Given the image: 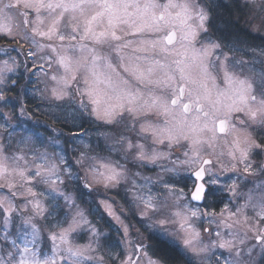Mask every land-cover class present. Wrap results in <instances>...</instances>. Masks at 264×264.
Wrapping results in <instances>:
<instances>
[{
	"label": "clouds",
	"instance_id": "1",
	"mask_svg": "<svg viewBox=\"0 0 264 264\" xmlns=\"http://www.w3.org/2000/svg\"><path fill=\"white\" fill-rule=\"evenodd\" d=\"M185 3L196 31L193 39L181 42L190 50L186 71L194 81L187 82L183 98L193 101L187 114L170 105L173 88L155 87L124 70L108 71L97 81L76 50L66 70L57 54L69 49L59 45L55 51L47 45L52 54L41 59L48 70L39 75L35 91L28 90L27 103V57L23 64L16 56L0 61L25 69L19 107L0 108V189L7 190L0 201L35 232H49L45 213L65 207L56 197L44 203L43 192L36 191L42 186L61 193L76 214L107 211L123 231L129 252L146 246L159 255L158 244L149 240L154 236L177 249L168 264H264V0L232 4L251 35L238 27L222 31L215 22L209 25L211 0ZM201 15L206 17L202 26ZM205 49L206 57L191 58V50ZM171 69L183 82L174 63ZM15 82L0 75V101ZM197 97L202 112L195 110ZM220 120L226 122L223 132ZM201 168L204 193L197 200L193 173ZM113 192L123 199L110 204ZM37 195L41 203L33 209ZM14 198L25 202L16 204ZM66 247L59 255L64 260ZM24 249L15 241L12 247L0 243V264L36 259L38 249ZM94 251L85 249L83 261L92 260L86 252ZM97 258L98 264L124 262ZM149 258L141 252L138 264H148Z\"/></svg>",
	"mask_w": 264,
	"mask_h": 264
},
{
	"label": "snow or ice",
	"instance_id": "2",
	"mask_svg": "<svg viewBox=\"0 0 264 264\" xmlns=\"http://www.w3.org/2000/svg\"><path fill=\"white\" fill-rule=\"evenodd\" d=\"M21 4L24 8L34 9L37 13H40L41 9H48L50 14L54 12L57 13L53 16L47 31H39L38 28H33L32 31L38 32L39 35L48 37L49 39L55 37L60 42L59 46L61 48L72 50L79 49V51L84 54L82 55V61L88 62L85 65L87 70L97 81L104 80L106 72L116 69V65L112 63L111 57L107 54H102L97 46H102L110 41H122L123 37L119 35L117 31L119 25L125 24L132 29L131 33H125V35H135L143 33L146 30L161 31L162 27H167L168 31L166 34L155 40L140 39L135 50L138 52H147L159 48L163 53H169L171 50L172 54L176 57L172 63L176 65V69L180 73V79L183 82H177L176 76L169 64H163L157 60H149L146 56L127 57L123 49L132 45L134 41L128 40L123 41V43H116L112 51L117 54L119 61L124 62L127 60L126 63H123L124 71L133 75L137 80L173 88L174 94L169 101L172 107L179 105L185 114L193 110V101H184L183 99L186 91H188L187 82L191 81L194 83L190 73L186 71L188 66L186 62L189 59L190 50L188 48H183L181 50H174L171 48L176 38L175 27L173 26L174 21H179L183 30L182 38L184 40H191L196 35L195 28L188 23V21L191 20V9L186 3L177 4L174 0H169L167 4L160 6L156 4L154 0H144L142 5L138 0H15L14 3L13 0H8L7 3L0 4V20L10 19L9 12L18 9ZM161 7L163 10L157 13L156 10ZM130 8L133 9V11H129ZM169 9H179V11L173 16ZM57 10L59 11L57 12ZM65 14L68 15V23L65 27L70 28L67 36L60 30V24L64 20ZM37 18L39 19V16ZM205 19V16H200L201 26ZM0 31H7L9 35L12 34L11 29L8 28L6 24H0ZM65 41H67V43H65ZM86 42H91L92 46L90 47ZM50 47L55 51V46L50 45ZM208 54V49H205L203 52L191 50V58L193 60L202 59ZM29 55H31V52H29ZM57 60L66 70H71L72 59L69 55L57 54ZM141 61L144 63L142 64ZM145 64L148 66L145 67ZM5 67H7L6 62ZM157 71L163 73V75L153 80L152 77ZM231 82L229 78V83ZM129 96L131 99H135L131 93H129ZM156 99L157 98H154V101ZM240 99L245 100L246 97L241 94ZM164 107L165 111H167V106L165 105ZM195 110L198 112L203 111V106L199 103V97H197L195 103ZM203 114L207 115V113ZM252 114L255 115V113ZM225 123L226 122L223 120L218 122L219 131L223 132L225 130ZM243 154L242 151V155ZM0 170H2V166H0ZM193 175L196 179L202 180L204 176L203 169L201 168L194 172ZM203 193V183L195 184L192 193L194 198L197 200L201 199ZM2 205L3 201H0V206ZM34 207L38 208L39 203L37 202L34 204ZM108 207L110 209V206ZM7 210L11 212V208ZM77 215L81 217V221L87 223V221L83 219L82 213H77ZM78 225L79 222L73 219V223L68 229H62V234L59 236L55 233L51 234V239L53 241L59 239L60 244L67 245L66 251L70 264H84L82 258L85 256V249L73 247L67 238L68 232ZM262 239H264V237H262ZM139 247L140 246H137V248ZM54 248L59 252V245L54 244ZM28 251V248L25 247L24 252L27 253ZM59 259L64 261L63 256ZM138 260L139 257H137V261ZM20 264H57V261L50 257L44 260L21 259ZM122 264H125V262H122ZM127 264H133L131 256L128 257ZM148 264H157V262L149 258Z\"/></svg>",
	"mask_w": 264,
	"mask_h": 264
},
{
	"label": "rangeland",
	"instance_id": "3",
	"mask_svg": "<svg viewBox=\"0 0 264 264\" xmlns=\"http://www.w3.org/2000/svg\"><path fill=\"white\" fill-rule=\"evenodd\" d=\"M229 2L230 0H211L212 2ZM8 0H4V3H7ZM15 0H13V3ZM142 5L144 0H138ZM154 2L160 6H163L169 2V0H154ZM177 4H183L186 0H174ZM217 4V3H216ZM158 8L157 10H159ZM59 10H57L58 12ZM133 11V9H129ZM170 12L174 14L179 11V9H169ZM210 12V6L208 7ZM211 13V12H210ZM57 13H51L48 9H41L40 13H37L34 9L24 8L21 4L18 9H14L9 12L10 19L0 20V24H6L8 28L11 29V35L7 31H0V61L5 59L7 56H16L23 63L24 57H27V69L30 70L29 76L31 77L30 81L25 86L23 92L25 102L31 103L29 89L35 91L38 86L39 75L44 72L46 66L41 57L45 55H51V48L47 45L58 46L60 42L52 37H44L38 34V32L32 31L33 28H38L39 31H47L51 23V20L54 15ZM212 14V13H211ZM39 16V19L37 18ZM212 15L208 20L209 25H211ZM68 23V15L65 14L64 20L60 24V30L66 36L70 31V28L65 27ZM191 24V20L188 21ZM132 29L128 31L131 33ZM155 33V31H154ZM156 34V33H155ZM183 37V30L180 32ZM179 34V35H180ZM130 36L132 34H129ZM258 35V34H257ZM27 39V42H26ZM176 46L177 50L182 49V41ZM186 41V40H185ZM138 40L134 41L132 44L134 48H137ZM9 44L12 47L9 49L4 47V44ZM67 43V41H65ZM38 49H40L38 51ZM72 49H69L67 55L72 56ZM77 52H80L79 49H76ZM105 51V53H104ZM151 51V50H149ZM29 52L36 53L35 56H28ZM102 54H107L106 49L101 50ZM109 55V54H107ZM160 56L159 53L156 54ZM111 57V54L109 55ZM127 57H137V56H146L141 53L137 55L136 53H126ZM148 57V55L146 56ZM149 58V57H148ZM162 58V56H160ZM150 59V58H149ZM112 60V57H111ZM127 60H125V63ZM114 65V61L112 62ZM143 64L144 62L141 61ZM122 67H116V71L122 74ZM160 76L163 73H159ZM0 75L7 77L9 80H15V84H11L5 88L7 96L5 100L0 101V108L11 109L15 111L20 105V96H21V85L25 84V69L23 67L13 68L11 64L5 67L4 64L0 63ZM158 77L154 78L158 79ZM155 87L163 88V85L153 84ZM2 119V117H0ZM41 131H44L41 129ZM77 134H82L79 129L74 130ZM193 181L196 183L195 179ZM7 190L0 189V194L5 193ZM36 191L38 193L43 192L44 203H51L53 197H56L59 203L63 204L65 207L60 208L56 211L49 210L45 213L46 221L48 222L49 232H35L30 224L25 222V219L19 215V213L13 209L11 213L7 210V205L0 206V243H4L8 247L13 246V241L21 249L23 247H28L32 250H37L36 259L44 260L45 258H52L57 261V264H70V262L65 258L64 261L59 260V255L64 254L63 249L67 245L60 244L59 239L53 241L51 239V234L55 233L57 236L62 234V229H68L73 223V219L79 222L77 227H74L71 231L68 232V240L71 242L73 247H81L87 249L89 246L95 249L94 252H86V255H91L92 260H85L84 264H98V256L105 257L106 260H118L122 259L125 264H127V259L129 256L132 257L134 264H138L137 257H139L141 252H146L151 259H159L155 257L151 252L148 251L147 247L137 248L135 253L129 252L128 248L125 246V238L123 231L119 229V225L116 223L115 219L108 214L107 211L103 212V215H90L87 211L83 214V219L87 221L84 223L81 221V217L76 214L77 209L73 205L72 208L68 207L69 201L64 200L61 193L53 192L52 190H46L42 186H37ZM113 199H109L110 204H114L116 199L122 200V196L116 192L111 193ZM29 200H32V197H28ZM108 199V197H105ZM16 204L24 203V198H14ZM41 203V198L39 195L33 200L32 207L35 209L34 204ZM93 228L99 229V233H94ZM105 230H107L105 232ZM7 237V238H6ZM55 245H59V252L54 248ZM55 253V254H54ZM168 264V263H165Z\"/></svg>",
	"mask_w": 264,
	"mask_h": 264
},
{
	"label": "flooded vegetation",
	"instance_id": "4",
	"mask_svg": "<svg viewBox=\"0 0 264 264\" xmlns=\"http://www.w3.org/2000/svg\"><path fill=\"white\" fill-rule=\"evenodd\" d=\"M163 10V8L161 7L159 10H156L157 11V13H159L160 11H162ZM172 14H173V16H175V14H174V12L172 11L171 12ZM240 24H242V25H240L238 28H240V29H242L244 32H248L249 33V35H251V33H250V31H249V29H247V28H245V26H244V24L243 23H240ZM173 26L175 27V31H176V38H175V43H174V45L173 46H171V48L172 49H174V50H177L176 49V46L178 45V43L180 42V40H182L181 38H182V36H181V34H180V32H181V30H182V28H181V26H180V24H179V21H174L173 22ZM130 30V28H129V26L128 25H125V24H121V25H119V27H118V29H117V31H118V34L119 35H121L122 37H123V40L122 41H119V42H109V43H107V44H104V45H102V46H100V45H98L97 46V48H98V50L101 52V50H104V49H106V52H107V54H111V57H112V62L114 61V63H115V65H116V67H122L121 69H122V71L124 70V68H123V63H125V61L124 62H121V61H119L118 60V58H117V54L115 53V52H113L112 51V48L114 47V45L116 44V43H123V41H128V40H131V41H136V40H140V39H145V40H155V39H157L158 37H161V36H163V35H165L166 34V32L168 31V28L167 27H162V30L161 31H155V33H154V31H144L143 33H139V34H135V35H125V33H128V31ZM180 34V35H179ZM184 40V39H183ZM185 41V40H184ZM86 43H88L89 44V46L91 47L92 46V44H91V42H86ZM137 45H138V42H137ZM136 48H134L133 47V45H130L129 47H127V48H124L123 49V52L126 54V53H132V52H134V53H136L137 55H141V53L142 54H144V55H148V57L150 58L149 60H157V61H160L161 63H163V64H169V65H171L172 66V61H174L175 59H176V57L172 54V52H171V50H170V52L169 53H163V52H161L160 50H159V48H156V49H154V50H151V51H147V52H138V51H136L135 50ZM102 53V52H101ZM104 53H105V51H104ZM103 53V54H104ZM157 53H159V55L160 56H162V58H160V56H157L156 54ZM145 67H147L148 65L147 64H145L144 65ZM160 72L159 71H157L154 75H153V79L154 78H156V77H160V74H159Z\"/></svg>",
	"mask_w": 264,
	"mask_h": 264
},
{
	"label": "trees",
	"instance_id": "5",
	"mask_svg": "<svg viewBox=\"0 0 264 264\" xmlns=\"http://www.w3.org/2000/svg\"><path fill=\"white\" fill-rule=\"evenodd\" d=\"M217 3V4H216ZM234 0L229 2L215 1L211 3L210 12L212 13L211 25L215 22L216 25L221 26L222 31L230 28L239 27L242 17L238 19V10L232 6ZM149 240L155 242L159 246V255H154L159 259H163L168 263V259L177 254V249L170 246L166 241L160 240L159 237L150 236Z\"/></svg>",
	"mask_w": 264,
	"mask_h": 264
},
{
	"label": "water",
	"instance_id": "6",
	"mask_svg": "<svg viewBox=\"0 0 264 264\" xmlns=\"http://www.w3.org/2000/svg\"><path fill=\"white\" fill-rule=\"evenodd\" d=\"M193 178L196 180V183L198 184V183H203L204 181H200V180H198V179H196L195 177H194V175H193Z\"/></svg>",
	"mask_w": 264,
	"mask_h": 264
}]
</instances>
